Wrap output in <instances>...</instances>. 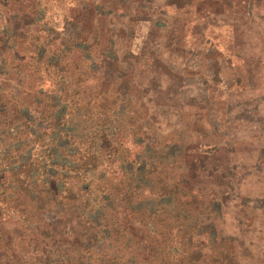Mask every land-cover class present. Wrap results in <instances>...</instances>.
<instances>
[{
    "label": "rangeland",
    "instance_id": "1",
    "mask_svg": "<svg viewBox=\"0 0 264 264\" xmlns=\"http://www.w3.org/2000/svg\"><path fill=\"white\" fill-rule=\"evenodd\" d=\"M64 33L92 45L93 69L74 47L60 53L63 72L46 65ZM106 56L116 59L108 71L101 64ZM119 71L130 72L133 86L144 91L139 100L131 92L126 109L140 114L144 104L149 108L147 137L164 139L174 125L190 122L188 117L203 125L204 137L193 140L185 154L197 183L208 188L197 193V202L207 219L216 221L218 238H231L238 264H264V0H187L182 6L167 0H0V258L11 251L30 260L42 253L24 218L34 203L17 187L18 173L9 162L27 155L40 176L57 117L52 105L85 113L77 107L86 104L89 110L113 99L117 110V93L128 85ZM92 110L89 118L75 117L88 127L84 135L106 128L90 122L96 116ZM119 116L117 139H133L128 113ZM59 118L64 121L63 114ZM100 168L105 176L100 180L96 171L89 195L80 188L91 173L59 168L51 178L80 196L73 210L63 199L66 219L43 214L65 239L83 223L77 209L87 198L102 204L95 186L113 185L114 166ZM210 198L220 204L213 211ZM129 223L140 239L141 224Z\"/></svg>",
    "mask_w": 264,
    "mask_h": 264
},
{
    "label": "trees",
    "instance_id": "2",
    "mask_svg": "<svg viewBox=\"0 0 264 264\" xmlns=\"http://www.w3.org/2000/svg\"><path fill=\"white\" fill-rule=\"evenodd\" d=\"M167 1L182 6L187 0ZM64 35L65 38L54 47L52 57L46 60V65L57 73L63 72L60 53H67L74 47L84 59L89 60L91 56V44H82L68 34ZM71 40L73 43L70 45L68 41ZM44 46L42 44L40 49ZM35 53L39 60L42 55ZM115 61L112 56L104 57L101 60L103 70L108 71V66H115ZM96 64L91 58L87 68L93 69ZM214 68L215 72L218 71L217 66ZM119 74L121 78L128 76V85L117 93L121 101L117 110L111 106L113 99L110 104H92L89 110L86 104L77 107L83 108L85 113L76 108L59 109L57 104L52 105L57 107V117L52 126L49 162L41 167L40 176L35 174L37 168L29 164L27 155H19L9 162L15 165V172L24 175L19 178L17 174L14 181L34 203V210L24 218L31 227L35 246L40 247L42 253L30 260L21 258L14 251L7 252L5 258H0V264H238L231 238H218L216 221L207 219L197 202V193L204 195V189L206 192L208 188L198 184V174L186 166L185 154L193 140L204 137L203 125L187 116L192 124L174 125L166 138L155 140L147 137L146 125L152 117L149 108L144 104L140 114L126 109L131 100L130 93H135L139 100L143 98L141 94L143 92L144 95V91L133 86L130 72L124 74L119 71ZM54 101L56 97L52 98ZM92 109H95L96 116L90 122L106 128H95L89 135H84L83 131L88 127L82 124L81 118L75 117L89 118L88 111L94 112ZM125 110L128 113L126 127L129 133L132 130L134 133L133 139L121 140L116 137L121 125L118 118L119 112ZM61 114L64 121L58 123ZM131 127L134 128L131 130ZM129 143L141 149L133 152ZM103 164L114 166L113 185L104 184L101 189L95 186L102 204L90 203L87 198L83 206L79 205L77 210H82L78 213L84 221L75 229L73 237L65 239L67 236L57 228L56 222L43 214L51 213L60 220L67 214L63 199H67L68 209L73 210L80 196L69 189H60L59 181L51 178L56 177L59 168L76 171L80 176L91 173L90 180L80 188L83 192L89 190V195L96 183L92 180L96 171H99L96 177L100 180L105 176V172H101L103 168H100ZM62 192L64 194L61 195ZM211 193L216 195V190L211 189ZM210 202L212 211L220 206L214 198H210ZM33 215L37 216L36 219ZM129 220L141 224L143 234L140 239L130 228ZM124 249L127 251L123 252ZM13 257L15 260L11 261Z\"/></svg>",
    "mask_w": 264,
    "mask_h": 264
},
{
    "label": "water",
    "instance_id": "3",
    "mask_svg": "<svg viewBox=\"0 0 264 264\" xmlns=\"http://www.w3.org/2000/svg\"><path fill=\"white\" fill-rule=\"evenodd\" d=\"M153 43L156 45L157 44V41L153 40ZM159 53V52H158ZM162 54V53H161ZM160 57V53L158 55ZM168 65H171L170 63H168Z\"/></svg>",
    "mask_w": 264,
    "mask_h": 264
}]
</instances>
